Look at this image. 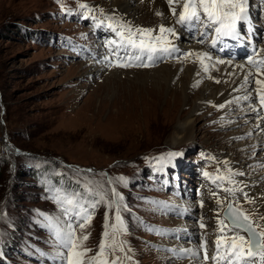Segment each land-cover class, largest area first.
I'll list each match as a JSON object with an SVG mask.
<instances>
[{
	"label": "rangeland",
	"instance_id": "374dc122",
	"mask_svg": "<svg viewBox=\"0 0 264 264\" xmlns=\"http://www.w3.org/2000/svg\"><path fill=\"white\" fill-rule=\"evenodd\" d=\"M251 3L264 21V0ZM117 22L135 27L114 14L106 0H0V264H8V259L13 264H57L46 218L63 216L56 200L73 193L86 206L98 198L93 194L97 190L106 192L108 201L115 199L112 189L123 197L121 216L127 231L118 237L124 252L116 253L122 264H176L171 250L181 251L176 243L192 234L208 241L212 256L217 220L213 192L224 201L219 218L227 202L235 201L264 231L255 195L218 154L231 153L244 172L241 176L252 182L254 177L264 179V164L259 162L264 150L254 146L263 134L253 131L249 107L231 98L224 118L218 106L202 107L194 137L172 140V128L179 117L192 115L193 105L179 98L175 104L174 96L164 95L157 111L147 109L139 100V85L128 81L134 74L124 75L121 89L113 86L114 93L103 84L109 71L101 73L94 62L84 63V56L89 57L86 47L96 52L101 30ZM114 35L111 31L106 40ZM241 35L248 38L243 31ZM195 90L193 100L201 91ZM166 109L177 116L174 123L166 121ZM169 153L182 154L175 166L166 159ZM162 164L171 167L169 177ZM205 169L225 178L217 183L219 192L207 182ZM90 211V223L77 231V236L89 235L83 242L92 249L86 259L97 251L106 211L109 224L115 222L114 209L107 210L106 204ZM201 218L204 229L199 227ZM1 247L7 252L1 253Z\"/></svg>",
	"mask_w": 264,
	"mask_h": 264
},
{
	"label": "snow or ice",
	"instance_id": "6c2138e0",
	"mask_svg": "<svg viewBox=\"0 0 264 264\" xmlns=\"http://www.w3.org/2000/svg\"><path fill=\"white\" fill-rule=\"evenodd\" d=\"M59 3L60 0H57ZM167 5V13L163 11L155 12L157 17L171 21L173 26H166L161 23L158 28H132L127 23L108 24L116 36L117 40L107 41L109 56L105 58L109 60V67L118 68H148L155 66L164 57L171 56L175 52H179V48L168 37H176L179 39L174 25H179L181 29L190 33L192 38L201 45H207L218 51H225V40H238L241 35L243 25L249 21V0H164ZM82 9H90L87 4H80ZM111 19V18H109ZM119 29V30H118ZM155 33V34H154ZM219 46V47H218ZM264 49L255 50V57L246 58V64H239L237 67L243 72L247 66L250 70L244 72L240 88L246 93L237 99H243L249 102V107L253 111H259L256 107L257 101L259 108H264V58L260 57V52ZM185 60L195 57L193 63H199L200 68L204 72H208L209 65L205 61L213 60L210 51L192 52L181 54ZM109 57H114L110 59ZM217 64H232L231 59H216ZM254 70V71H253ZM199 74V73H197ZM231 75V73H230ZM216 83H220L219 80ZM219 107H224L220 105ZM180 153H169L167 156L168 163L175 166L174 161ZM227 164V162H224ZM243 173H241L242 175ZM205 177L212 180L223 181L225 178L221 175L213 178L209 173H203ZM121 182L123 178H120ZM229 183L233 181L229 180ZM102 189V185L96 186ZM230 195L233 189H223ZM89 191H92L89 189ZM112 196L115 199L106 200V192L94 191L93 194L98 197L94 202H81V197L77 193H73L72 197L58 198L56 203L61 206L63 216L48 217L52 236L51 246L56 249L53 257L57 264H122L121 257L116 255L117 252H124V244L118 240V237L126 233L124 221L121 216V201L123 197L119 196L115 189H112ZM242 191V190H241ZM212 195L216 197L217 205L216 215V239L213 241V255L208 254V241L204 238L197 240L195 248L182 249L177 255L187 257L189 259L199 261V264H207L209 260L214 264H264V231L258 232L254 226L253 220L235 201L227 202V209L223 218L220 217V209L224 205L216 192ZM245 201L251 202L247 193L243 194ZM106 204L107 210H113L114 223L109 224V216L106 211L104 231L101 241L98 245L95 255L88 257V253L92 249L84 247V241L89 239V235L85 234L77 236V231H82L92 219L91 211H94L99 204ZM67 204L71 207H64ZM203 201L200 207H203ZM78 209V211H73ZM264 219V217H261ZM199 227L204 229L207 227L203 223V218L199 223ZM230 233V234H229ZM175 253V250H172ZM112 258L109 260L108 257Z\"/></svg>",
	"mask_w": 264,
	"mask_h": 264
},
{
	"label": "bare ground",
	"instance_id": "6f19581e",
	"mask_svg": "<svg viewBox=\"0 0 264 264\" xmlns=\"http://www.w3.org/2000/svg\"><path fill=\"white\" fill-rule=\"evenodd\" d=\"M106 1L108 4L112 6V10L114 14H116L118 17L122 18L123 20L125 19L126 22L128 23L129 22L133 23L134 26L136 27L156 29L161 23L165 24L166 26H173L171 21L165 20L155 15V12L157 11H163L167 13V5L163 0H116V1L106 0ZM174 27L177 30L179 39L172 36H169L168 38L172 40L178 48H182L183 47L182 40H184L183 38H185V33L182 30H180L176 25H174ZM234 44H237L239 48H234L235 46ZM185 48L187 52L210 51L212 53L213 60L205 61V63L209 65L208 72H204L200 68L198 62L197 63L192 62L193 60H195V57H190L187 60L185 59L182 60L183 56L179 54V59H178L176 58L175 55L176 53H173L174 57L172 56L173 58L171 62L166 63L165 65H161L160 67L154 68L149 71H141V70L121 71L117 68H111V70H108L109 72L106 70H103L101 72V73L108 72V74H106L107 78L103 82V84L107 83L105 84L107 89L114 91V93L116 92L113 86L117 85L121 89V85L123 84H119V83L121 81L120 79H122L124 75L130 77L132 74H134V80H131L130 77L128 81L132 83H136V85H139L138 87L139 88L138 92L140 93L139 100L141 101V104L144 107H147V109L149 108L154 111H157L158 109L156 108H158V103H160L164 95H169L171 98H173L174 96L175 104H176V99L179 98L181 103L186 104L187 106L193 105V107L196 110L195 111L192 110L193 111L192 115L191 116L188 115L186 117L183 116L179 117L178 124H176L175 128H172L173 130L172 140L175 141L184 138L194 137V129H196L195 124H196L198 112H201L200 109H202V107L203 109L206 107L208 109H211V107H216V106L219 107L220 105H224V107L222 108L219 107V112H221V116L223 118L225 117V115L228 114L227 112L230 111L231 108L229 105L231 98L237 99V97H242L246 94L244 90L239 87V85L242 83V77L244 75V72L249 71L250 66H247L242 72L237 67V65L245 64L246 58L249 56L255 57V51L253 50V48L255 47L253 45H249L248 42L242 40L240 37L238 40H225L224 42L225 51H218L217 49H212L207 45H201L197 43L196 40L194 43L187 44ZM223 58H227L225 59V61L231 59L232 64L229 65L228 63H224L223 65L219 66V64L215 62L216 59H223ZM240 60H244L245 63ZM99 70L101 71L102 69ZM134 71H139V72H134ZM178 78L179 81H177ZM217 80H219L220 83H216ZM131 86L133 85L131 84ZM195 89L201 90L196 95V97L198 98L197 100L196 99L193 100ZM240 100L243 99H239V101ZM167 103H168L167 109L170 108L172 111V107L169 104L170 102L168 101ZM246 103L249 104L248 101H246ZM256 107L259 109V111H253L251 108L250 113L251 116L256 120L257 127L262 128L264 131V108H259L258 101ZM167 109L165 111V118L166 121L168 119L169 122L171 123L174 120H176L177 116H175ZM254 146L256 150H260V149L264 150V137H262L260 141L255 140ZM237 147L240 151L243 150V149L241 150L240 145H237ZM218 154L222 161H228L230 163V165L232 166L233 175L236 174L237 177H239L238 181H242L245 186L247 185L249 192L255 195V196L253 195L254 197L252 198V200H254L256 206L261 212L260 215L264 217V179L262 177L259 178L254 177V180L252 182V179L250 177L246 178L243 177L244 175L241 176L242 169L240 166L236 164V162L234 161L235 159L231 153L220 152ZM259 162L264 164V158L262 159V161ZM234 171H237V173H234ZM253 183L254 185H252ZM214 210L215 208H213V211ZM193 237L194 234H192V236L189 237V240L188 239L186 240L185 238L182 239L186 242L183 241V243L181 242L176 243V245H178L177 248L179 247L185 249L190 247L191 244L194 245H192L190 248H195L196 247L195 242L197 241V238L195 237L193 238ZM179 238L181 239V237ZM179 252H180L179 250H175L176 253L175 258L177 260L176 264L199 263V261L197 260L187 259L186 257H181L177 255ZM185 259H187V261H178ZM207 264H211L210 260L207 262Z\"/></svg>",
	"mask_w": 264,
	"mask_h": 264
}]
</instances>
